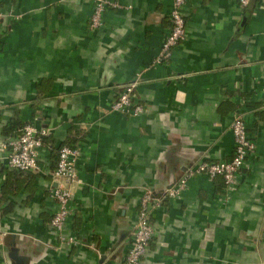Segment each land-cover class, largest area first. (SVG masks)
<instances>
[{"label":"crops","instance_id":"0c3cea01","mask_svg":"<svg viewBox=\"0 0 264 264\" xmlns=\"http://www.w3.org/2000/svg\"><path fill=\"white\" fill-rule=\"evenodd\" d=\"M111 1L92 29L94 0H0V143L13 123L55 147L86 132L69 186L78 245L50 226L57 158L44 145L39 171L0 165V264H123L148 193L160 203L142 264H264V0H186V38L162 64L174 0ZM132 83L140 117L112 110ZM235 113L256 144L238 186L196 174L165 196L187 169L233 157Z\"/></svg>","mask_w":264,"mask_h":264},{"label":"built area","instance_id":"2783aa9c","mask_svg":"<svg viewBox=\"0 0 264 264\" xmlns=\"http://www.w3.org/2000/svg\"><path fill=\"white\" fill-rule=\"evenodd\" d=\"M237 1L242 8H246L251 2V0ZM94 2L95 11L90 26L92 29H97L103 25L105 10L108 7H117V3L111 0H94ZM185 4L186 0H174L170 15L171 32L162 45L161 52L155 60L156 64L169 62L172 50L186 38ZM136 85L132 83L123 87L112 106L113 111L131 117H140L144 114V107L135 100ZM231 130L235 140L233 157L226 161H204L194 169H187L179 183L170 188L165 196L171 199L179 197L186 188L188 178L196 174H205L211 180L222 178L228 191L235 189L248 158L256 151V144L249 137L247 125L240 113L234 114ZM49 135L50 131L47 129H38L33 125L24 126L18 137L0 143V165L4 163L10 170L19 172L39 171V155L44 143L43 138ZM80 156L79 147L63 146L58 155L56 168L51 172V178L55 183L52 197L58 204V211L51 219L50 226L63 242L71 246L78 245L79 241L76 235L67 229L68 219L72 214V191L69 186L80 182L77 171ZM159 203L160 201L156 200L151 193L143 196L132 231L131 246L123 264H142L155 234L151 216Z\"/></svg>","mask_w":264,"mask_h":264},{"label":"trees","instance_id":"16d2710c","mask_svg":"<svg viewBox=\"0 0 264 264\" xmlns=\"http://www.w3.org/2000/svg\"><path fill=\"white\" fill-rule=\"evenodd\" d=\"M24 126H26V125L24 124V125H21V126H18V125L16 126L15 123H13L9 128L6 129V133H10L11 131L17 130V127H19L17 132L14 135V137L16 138V137H18L21 134L22 129L24 128ZM85 135H86L85 131H79V130H78V132L75 131V135L73 137H69L68 140L62 142L58 147H55V145H54L55 142L51 138V136L49 135V136H46V137L43 138V142H44L43 146L44 145L48 146L51 149V152H52L54 158L58 159V155H59L60 149L63 146H73V147H75L80 141H82L84 139ZM56 164H57V160H56V162L53 165V170L52 171L55 170ZM15 174H16V176H20L21 175L20 173H17V172H15ZM223 183H224V181H223ZM224 185H225V183H224Z\"/></svg>","mask_w":264,"mask_h":264}]
</instances>
